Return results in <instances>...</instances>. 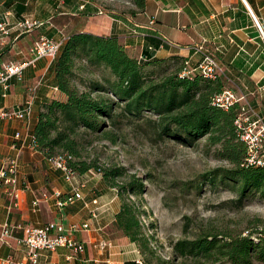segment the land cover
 Wrapping results in <instances>:
<instances>
[{"label":"trees","instance_id":"obj_1","mask_svg":"<svg viewBox=\"0 0 264 264\" xmlns=\"http://www.w3.org/2000/svg\"><path fill=\"white\" fill-rule=\"evenodd\" d=\"M131 2L140 11L146 0ZM11 3L12 0H4L6 7ZM19 5L15 7L17 12L26 10ZM56 55L41 84L48 89L58 88L66 99L43 97L39 102L38 90L32 106V116L35 105L37 116L29 144L42 153L45 160L63 158L68 169L78 175L92 169L102 174L103 183L116 190L120 202L112 227L135 244L143 264H153L154 259L158 261L151 245L153 241L142 222L146 216L143 183L134 177L119 182L118 179L126 177L123 167L101 169L95 162H72L59 155L79 156L77 133L81 130L100 132L104 126L102 118L114 123L116 115L113 113L117 109L123 118L147 121L153 118V128L160 138L186 147L205 140L215 158L228 166L214 169L200 184L207 182L211 188L229 187L238 196V208L254 197L264 203V166L244 165L246 146L234 126L238 107L225 110L212 104L214 96L224 88L220 77L210 79L199 73L186 74L189 70L185 64L187 60L179 56L158 59L144 54L143 59L135 58L115 35L75 30L59 46ZM80 62L90 72L99 70L105 76L101 81L82 83L84 88L81 89L76 83ZM15 144L20 146L19 142ZM147 228L152 229L153 225ZM175 250L180 257L204 259L211 264L221 261L226 264L264 263V230H255L247 236L205 234L190 242H178Z\"/></svg>","mask_w":264,"mask_h":264},{"label":"crops","instance_id":"obj_2","mask_svg":"<svg viewBox=\"0 0 264 264\" xmlns=\"http://www.w3.org/2000/svg\"><path fill=\"white\" fill-rule=\"evenodd\" d=\"M57 1L12 0L6 7L4 0H0V24L7 30L6 34L0 31V71L3 65L12 61L31 62L34 58L31 48L38 37L44 34L56 38L58 31L68 26L66 21H71L69 16H77L78 12L93 14L89 13L88 0H61L62 4H57ZM18 4L26 10L17 12L15 7ZM81 5H85V8ZM25 18L41 21L45 25L24 31L17 24ZM112 21L108 35L117 36L127 52L135 58L144 54L158 59L179 56L189 60L188 68L193 70L200 58V51L209 52L224 71L220 76L224 83L223 89L245 94L264 116V37L256 25L257 22L264 31V0H146L143 10H136V13L124 17L122 21ZM150 21L153 24L150 25ZM77 31L104 34L81 28ZM142 34H147V37H142ZM150 46L154 50H150ZM51 62L44 58L38 59L26 67L22 80L13 77L6 84L0 82V111L21 107L27 100L29 89L42 79ZM38 90L39 102L43 97L53 98L49 89L42 84ZM56 99L66 98L60 92ZM36 109L35 105L33 116L27 122L26 119H0V157L12 154L16 133H31L36 121ZM18 147L21 178L27 188L21 194L22 202L17 208L11 207L7 197L0 195V224L15 226L61 222L67 226L88 222L90 230L74 235L86 246L85 260L67 261V250L59 249L49 255L50 264H104L108 254L99 251L98 243L111 240L108 239V228L113 225L114 215L120 207L116 190L108 188L102 178L100 194L89 186L85 189L87 201H92L94 197L97 199L95 206L99 209L95 219L91 218L80 202L58 210L53 199H49L42 201L37 212H33L31 202L35 197L51 195L55 190L67 193L65 181L60 171L49 167L42 153L31 148L29 140ZM108 190L112 193H108ZM126 247L136 250L135 244L129 240L122 244L115 242L112 258L127 259ZM13 251L7 247L1 248L0 256L6 257ZM14 256L18 257L17 253ZM132 262L136 264L135 255ZM125 263L129 264L128 261Z\"/></svg>","mask_w":264,"mask_h":264},{"label":"rangeland","instance_id":"obj_3","mask_svg":"<svg viewBox=\"0 0 264 264\" xmlns=\"http://www.w3.org/2000/svg\"><path fill=\"white\" fill-rule=\"evenodd\" d=\"M87 3L90 6L89 13L93 14L78 12L77 16H69L71 21H66L68 26L61 30L62 33L68 36L81 28L108 35L112 19L122 21L137 10L131 0H88ZM100 11L102 14H99ZM77 65L76 83L81 89L84 88L82 83L88 80L101 81L105 76L99 70L90 72L87 67H82V62ZM120 112L117 109L113 113L116 115L114 123L102 118L104 126L100 132L81 130L77 133L79 156L71 157L68 153L59 155L72 162H95L101 169L123 167L126 177L118 179L119 182H127L134 177L143 183L146 188L143 196L146 216L142 222L153 241L151 245L158 258V261L153 260V264H211L204 259L180 257L175 250L176 244L190 242L210 233L219 237L227 234L247 236L255 230H264V203L257 197L244 201L243 207L238 208V196L229 187L221 185L211 188L207 182L200 184L214 169L228 166L226 162L215 158L213 149L208 147L205 140L186 147L173 140L160 138L158 131L153 128V118L148 121L133 120L123 118ZM73 174L74 181L85 183L83 193H87L85 189L90 187L100 194L102 174L96 169L84 175ZM64 185L68 191L65 182ZM108 193L112 192L108 190ZM149 224L153 225L152 229L147 228ZM108 239L114 244L128 241L114 231L112 225L108 228ZM126 249L128 260L112 258L116 264H124L125 261L134 264L133 255L135 260L140 259L143 263V258L136 253L137 249ZM214 264L226 263L221 261Z\"/></svg>","mask_w":264,"mask_h":264},{"label":"built area","instance_id":"obj_4","mask_svg":"<svg viewBox=\"0 0 264 264\" xmlns=\"http://www.w3.org/2000/svg\"><path fill=\"white\" fill-rule=\"evenodd\" d=\"M59 3L62 4V1L60 0ZM101 12L99 14H102ZM149 23L150 25L153 24L152 21ZM17 25L24 31H31L45 24L41 21L25 18L19 21ZM256 25L262 37H264V31L261 30L257 22ZM0 31L5 34L7 33L3 24H0ZM57 34L56 38L44 34L38 37L31 48V52L34 55L31 62L12 61L3 65L0 71V82L6 84L13 77L22 80L26 67L38 59L44 58L53 61L57 56L59 46L68 39V36L61 31H58ZM141 36L147 37V34H142ZM149 49L154 50L151 46ZM139 58L143 59L144 56L140 55ZM188 61H185L187 67L189 66ZM193 72L214 79L223 75L224 71L212 54L207 51H200V58L196 67L193 70L189 69L186 74ZM41 80L29 89V95L26 97L27 100H25L21 107L11 111L1 110L0 119L8 121L26 119V122L29 121ZM49 91L53 98H56L57 94L60 93L56 87L50 88ZM212 104L225 110L233 106L238 107L234 126L240 137L239 139L246 146L244 165L264 166V116L252 105L245 94H237V92L229 88L223 89L220 93L216 94L212 100ZM14 139L23 146L27 140L30 141L32 139V136L28 132L23 135L16 133ZM12 150V154L0 157V195L7 197L11 207L17 208L22 202L21 194L25 191L27 185L21 178L18 155L19 147L17 144H12ZM46 161H48L47 163L51 169L60 171L69 190L67 193L55 190L51 195H44L42 198L35 197L31 202L32 211L37 212L40 203L49 199H53L55 208L58 210L80 202L82 203V207L89 212L91 218L95 219L99 209L95 206L97 199L94 198L92 201L85 199V193H83L85 183L74 181L75 176L68 169L63 158L53 157ZM90 228L88 222L84 224L71 223L67 226L61 222L31 223L15 226L2 223L0 224V249L7 247L14 251L6 257L0 256V264H40L41 262L43 264H50L49 255L57 252L59 249L67 250L68 254L65 257L67 261L85 260L86 246L82 241L75 238L74 235L80 231H88ZM113 246L114 244L111 241L101 240L98 243L99 251L108 254V258L104 264H116L112 260ZM14 253H17L18 257L14 256ZM94 262L97 261L94 260ZM135 263L143 264L140 259L135 260Z\"/></svg>","mask_w":264,"mask_h":264}]
</instances>
